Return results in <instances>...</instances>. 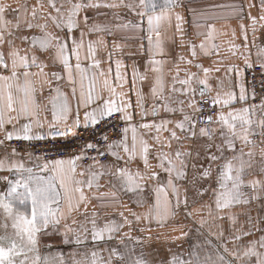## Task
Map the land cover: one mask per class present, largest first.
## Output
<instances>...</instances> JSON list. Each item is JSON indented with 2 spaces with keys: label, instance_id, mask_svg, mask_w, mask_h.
I'll use <instances>...</instances> for the list:
<instances>
[{
  "label": "snow or ice",
  "instance_id": "obj_1",
  "mask_svg": "<svg viewBox=\"0 0 264 264\" xmlns=\"http://www.w3.org/2000/svg\"><path fill=\"white\" fill-rule=\"evenodd\" d=\"M182 6L181 0H36L34 5L24 0L13 8L0 0V264H150L144 259L142 249L139 254L136 252L143 239L131 235L133 224L148 220L164 227L178 215L182 205L188 208L189 191L193 197L200 198L212 192L216 220L224 219L219 213L232 206L249 205L264 198V179L246 178L257 168L253 160L257 141L253 137H259L264 144V99L259 106L248 103L250 98L256 99L255 91L250 97L245 84L239 83L237 94V85L231 79L227 91H223L224 80L218 79L219 90L211 95L210 74L219 72L220 68L193 65L198 53L197 45L190 41L192 59H186L183 54L178 59L193 65L198 72L185 69L181 78L179 63L165 57L170 55L168 45L176 44L177 37L179 46L184 47L185 18L177 11ZM213 7L228 8L240 20L243 43L236 45L234 40L229 41V52L237 55L243 47L248 53L244 55L245 69L254 66L264 69V48H257L255 65L249 51V44L255 47L258 38L257 24L264 28V23H260L264 22V0H259L258 17L251 15L250 10L256 7L252 0L247 6L241 0ZM102 8L111 10V20L100 22L88 15L90 10L99 13ZM120 9L136 19H125ZM9 13L12 19L8 18ZM99 14L107 16V13ZM244 19L251 23L245 25ZM49 24L55 31L49 30ZM208 27L210 31L198 47L205 57H220V45L208 43L214 39L215 25ZM34 29L40 34H35ZM128 31L146 32L137 39L141 40L140 49L148 55L144 72L133 65L130 78L127 66L120 59L113 60V53L127 46L120 40L130 38L119 34ZM93 35L97 38L91 39ZM232 35L235 38V30ZM105 37L114 38L111 47ZM84 61L89 63L85 65ZM222 62V58L215 61ZM105 63L106 70L102 67ZM169 63L175 68L171 83L170 70L166 68ZM33 68L37 71H31ZM227 72L236 77L242 75L234 64L227 67ZM138 82L148 84L153 100L150 109L144 107ZM62 84L70 88V95L63 91ZM126 85H130L128 91L124 90ZM261 87L264 88V82ZM45 88L49 92L48 104L41 105ZM132 94L137 96L135 104ZM206 97L210 102L208 109L202 107ZM237 104L241 106L236 107ZM216 107L220 111L215 118L205 115ZM224 108L230 110L225 113ZM177 114L180 118L173 119ZM137 115L141 117L140 123H134ZM149 115L153 117L151 121H147ZM115 119L126 127L120 140L110 142L105 126ZM46 125L47 133L34 131ZM50 137L53 140L71 137L73 142L83 143L68 158L46 159L36 155L35 149L29 151L23 146L24 142L31 145L33 141H47ZM146 137L154 143L149 144ZM13 142L21 146L15 147ZM249 145V151L245 152L244 147ZM109 156L114 160L101 162ZM150 158L156 161L155 165ZM137 159L143 165V172L139 167L134 172L129 168ZM84 160L92 163L82 166L80 162ZM258 170L264 176V147H260ZM214 173L216 189L204 187L213 180ZM105 177L111 178L108 181L111 190L89 197L85 188L98 192ZM149 181L154 183L149 185ZM179 183L187 185L183 196ZM149 188L154 199L149 196ZM120 193L131 194L137 207H144L149 199L152 202L145 213H137L121 202ZM92 199L100 200L101 207L113 204L126 208L132 219L121 211L119 221L108 219L99 226V214L88 212ZM202 207L208 209L209 216L213 215L211 204ZM73 213L83 217L78 228L68 224L70 219L72 224L77 223ZM192 216L193 211L185 212L186 218ZM227 218L232 225L236 224L234 214ZM198 223L203 227L206 221L201 219ZM248 224L247 230L234 229L227 238L218 225L220 230L215 233L218 243L206 241L209 251L203 255L189 251L187 257L174 254L168 264H264V217L253 221L248 214ZM125 227L129 231H123ZM255 232L261 233L259 238L245 242ZM186 235L182 233L174 239ZM53 237H59L61 245L74 246L67 258L62 250H53L55 246L50 243ZM114 240L116 243L112 244ZM89 241L93 245H109L102 249L107 255L95 249L80 251ZM229 244L233 247L229 248Z\"/></svg>",
  "mask_w": 264,
  "mask_h": 264
},
{
  "label": "crops",
  "instance_id": "obj_2",
  "mask_svg": "<svg viewBox=\"0 0 264 264\" xmlns=\"http://www.w3.org/2000/svg\"><path fill=\"white\" fill-rule=\"evenodd\" d=\"M5 3H8L12 5L13 8H16L19 6V4L23 3L24 0H4ZM27 2L30 5H34L36 3V0H27ZM46 2V0H45ZM182 7L177 9V11L181 12L182 15L185 18V23L182 25L184 28V31L186 33L185 35V44L184 47L179 46V38L177 37V43L176 44H170L168 45L170 55L165 57V59H169L170 61L179 63L180 68L182 71L180 72L181 78L184 77L185 72L183 70L187 69L191 72H198V69L194 67L193 65L195 63H201L204 67H219L220 71L216 72L213 71L210 74V84L213 86V92L211 95H215V92L219 90L217 88V81L224 80L225 82V88L223 91L229 90V80L231 79L237 86L235 87V91L238 94L239 93V83H244L245 87L248 89L249 96L251 97V91L247 83V79L245 76V64H244V55H247L248 53H245V50L243 47L239 48V51L237 55H232L229 52V41H233L236 45H242V38L239 28L240 20L235 17L230 9L228 8H216L213 7L214 5H229L233 3H239L241 0H181ZM245 3V6H247V3L249 0H243ZM253 3L256 4V7H253L251 11V15L253 16H259L260 15V8H259V0H252ZM121 14L125 17V19H132L135 20L136 17H134L132 14L127 13L126 10L120 9L119 10ZM248 11L246 7V12ZM99 13H107V16L100 15ZM99 13L96 12V10H90L88 15L90 17H94L99 19L100 22H106L108 20H111V10L108 9H100ZM8 18L12 19L13 16L11 13L8 14ZM42 22V21H41ZM115 22V21H113ZM243 23L245 25H249L251 22L248 19H244ZM264 23V22H260ZM173 24H175V21H173ZM209 25H215V32H214V39L212 41H209L208 43H215L220 45V57L212 56V57H205L201 54V51L199 49V44L204 41L205 35L210 31ZM144 27L146 29V20L144 21ZM257 39L255 41V47L249 44V51L251 53V60L254 62V64L257 61L256 57V50L257 48H264V28H260V24H257ZM49 30L55 31L51 27V24H49ZM233 30H235V38L233 37L232 33ZM174 31V28L172 29ZM33 32L35 34H40L39 30L34 29ZM204 34V35H198ZM171 34V33H170ZM146 32L141 31H128V32H122L119 34L120 37H130L126 41L120 40L121 43H126V47H124L122 50H116L113 53V60L120 59L124 65L127 66L126 71L129 74V78L132 72L133 65H136L140 72H144L146 63L148 60V55L139 47V44L141 43L140 39H137L138 37L145 36ZM91 39H96L97 37L93 35L90 37ZM87 39V38H86ZM106 40L109 42V47H111V41L114 39L113 37H105ZM116 39H119L117 37ZM252 36L251 31H249V40L251 42ZM195 43L197 45V58L193 61V65H188L186 62H180L179 61V55L183 54L186 59H192L189 48H188V42ZM146 44V40L144 41ZM23 47V46H22ZM132 55H129V54ZM223 62L221 64L215 63L216 60L221 59ZM89 61H84V64L87 65ZM237 65L242 72V75L240 77H236L234 73L227 72V67L229 65ZM102 67L106 70L108 65L105 63L102 65ZM113 71H115V64L112 65ZM166 68L170 70L169 72V83H171V75L175 73V68L173 67V63H169ZM31 71L35 72L37 69L33 68ZM201 78L203 76L202 73H200ZM149 76H151V73H149ZM63 91L71 93L70 88L66 84H62ZM130 85L125 86V91H128ZM137 88L139 91L143 93V104L146 109H150L153 100L150 95V89L148 87L147 82L139 83L137 84ZM49 95L48 89L45 88V91L43 93V96L40 97V103L41 105H47L48 100L47 97ZM183 99L184 97H180ZM133 104H135L137 100V96L135 94H132L131 96ZM197 99H199V96H197ZM73 106L75 105V101H72ZM248 103H252L251 98L249 99ZM253 104V103H252ZM236 107H240L241 105L237 104ZM247 106V105H244ZM187 110V109H186ZM230 109L224 108L223 111L227 113ZM140 109H137V112H139ZM220 111L219 107L217 110V113ZM216 113V114H217ZM162 115H164L162 113ZM49 114V119H50ZM173 119H179L180 116L177 114L176 116L172 117ZM153 117L150 115L147 117V121H151ZM145 121V122H147ZM71 123V121H69ZM141 117L140 115H137L135 117L134 123H140ZM36 132H48L47 125L43 129H34ZM164 136H167V133H163ZM129 136V142L131 140V131L128 133ZM148 139L149 144H153L154 142L150 137H146ZM257 137H253L256 141L258 140ZM260 139V138H259ZM120 140V139H119ZM219 143V139L216 141ZM240 143H237V148L239 149ZM175 147V145H174ZM249 146L244 147V151L248 152L250 149ZM260 147H264V144H261V141H257V147L254 149L255 155L253 157L254 163L257 165V168L252 173V175L247 176V179H253V178H260L264 179V176L260 175L258 170V165L260 161ZM215 151V149H213ZM121 155L123 156L124 153L121 150ZM226 155H231V153H226ZM68 158V157H67ZM151 159V158H150ZM114 160L113 157H110L111 161ZM102 162V163H107ZM81 163V162H80ZM92 163V162H91ZM151 163L153 165L156 164V161L154 159H151ZM82 166H87L83 165ZM123 166V165H121ZM139 167L140 171L143 172L144 168L142 163L139 159L134 161L129 165V168L131 171H135ZM154 170L159 171L158 168H155ZM161 178H165V174L161 172ZM110 177L103 178L100 183L104 185L99 189L97 192L96 189L88 190L85 188V192L89 197H92L94 195H99V193L110 191V187L108 186V181L110 180ZM154 182L149 181L148 184L152 185ZM178 187H180L181 190V196H183L185 188L187 185L183 183H179ZM204 187L212 189H216V183H215V173L213 175V180L209 181L204 184ZM246 192H251L250 189H245ZM149 196L154 199L153 194L151 193V189H148ZM120 200L123 204H126L128 208H131L132 210L136 211L137 213H145L148 208V204L152 202V199L148 200V203L144 205V207H137L136 204L132 203L131 200V194H124L120 193ZM189 206L187 209L181 206L178 215H176L174 218H171L167 221L166 225L164 227H159L155 221L149 222L148 220H142L139 223H134L132 226V232L131 235L133 237H141L143 239L142 245L136 246V252L137 254L140 253L141 249L144 252V259L150 261V264H168V261H170L171 257L174 254H183L184 257H187V254L189 251H196L199 252L201 255L205 251H209L206 241H211L212 244H217L218 240L215 235L220 229L217 227L218 225L221 226L224 229V236L227 238L232 231L239 230L243 228L244 230H247L250 225L248 224V214H250L253 218V221L257 219V217H264V198H262L259 201H253L249 205H236L232 206L230 209H226L223 212L219 213V215L224 216L225 218L222 220H216L214 217L217 215L215 211L214 206V197L211 191H209L203 198L200 197H193L192 193L189 191ZM193 200L196 202L194 203ZM101 201L92 199L91 203L88 206V212L91 214V212L96 211L99 214L97 223L99 226H103V224L108 219H116L119 221L120 217L118 215L119 212L123 211L125 216H128V218L131 220L132 217L129 215L126 208H122L119 205H113L110 204L107 207H101ZM205 204H211L213 207V215H208V209L202 207V205ZM186 211H193L192 217H185ZM234 214L236 216V224L232 225L231 221L227 218L228 215ZM72 218H74L77 223L72 224L71 219L68 220V224L73 228H78L79 224L83 221V217L80 213H73ZM204 219L206 223L203 227L198 223L199 220ZM63 223V222H62ZM89 229H91V224L89 223L87 225ZM264 226V225H262ZM143 228L145 229L144 232H140L139 229ZM123 231L127 232L129 229L125 227ZM182 233H187L186 236H182L180 239H174V237L181 236ZM261 233L255 232L254 236L246 237L245 242L252 239H257ZM150 237V238H149ZM119 239V234H117V240ZM55 248L62 250L67 258V254L69 252H72L74 250V246H64L60 244L59 237H53L50 241ZM112 244H115L116 241H112ZM126 243H129V241H126ZM199 245L200 247H196ZM109 245L107 244H101V245H93L91 241L87 244L86 247H83L79 249L80 251H88L95 249L97 251L101 252V255L106 256L107 253L102 251L103 248H107ZM229 248H232L233 245L229 244ZM79 258V257H77ZM163 260H166L165 262ZM162 261V262H160Z\"/></svg>",
  "mask_w": 264,
  "mask_h": 264
},
{
  "label": "built area",
  "instance_id": "obj_3",
  "mask_svg": "<svg viewBox=\"0 0 264 264\" xmlns=\"http://www.w3.org/2000/svg\"><path fill=\"white\" fill-rule=\"evenodd\" d=\"M255 65V64H254ZM245 76L247 79L248 86L251 93L255 91L256 99L252 100V103L259 106L262 99H264V88L261 87L262 82H264V69L254 66L250 69H245ZM203 108L208 109L210 107L209 99L206 97L202 105ZM218 107L206 111L205 115H213L215 118ZM126 127L125 123L121 122L119 119L113 120L109 125L105 126L106 134L110 137L111 141H118L121 138L122 130ZM87 136V133H82ZM98 135V134H97ZM95 139V138H94ZM83 143V141L73 142L71 137L65 139L64 137H56L54 140L50 137L47 141H33L31 145L24 142V147L31 151L35 149L36 155H42L46 159L48 158H67L71 156L74 152L79 151L78 145ZM13 146L20 147L19 143L13 142ZM94 154V153H93ZM110 160V156L106 157L101 162H106ZM90 160H84L81 162L83 165L90 164Z\"/></svg>",
  "mask_w": 264,
  "mask_h": 264
},
{
  "label": "rangeland",
  "instance_id": "obj_4",
  "mask_svg": "<svg viewBox=\"0 0 264 264\" xmlns=\"http://www.w3.org/2000/svg\"><path fill=\"white\" fill-rule=\"evenodd\" d=\"M257 138H258V140L260 141L259 137H257ZM257 138H256V139H257ZM258 140H257V141H258ZM163 261L165 262L166 260H163ZM160 262H162V261H160Z\"/></svg>",
  "mask_w": 264,
  "mask_h": 264
}]
</instances>
